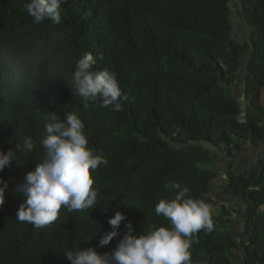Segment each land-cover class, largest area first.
<instances>
[{
    "label": "trees",
    "instance_id": "trees-1",
    "mask_svg": "<svg viewBox=\"0 0 264 264\" xmlns=\"http://www.w3.org/2000/svg\"><path fill=\"white\" fill-rule=\"evenodd\" d=\"M239 1L245 42L232 33L229 0H66L59 24L34 23L23 7L30 0H0V151L15 152L0 172L8 184L0 264H70L64 253L74 246L111 253L128 223L137 236L170 227L154 211L160 199L174 198L169 181L212 205L214 230L193 235L192 264H264V157L248 172H238L235 161L225 169L226 196L241 203L244 216L239 238L232 208L213 194L220 169L211 147L231 158L239 142L264 143V0ZM86 52L96 70L116 73L127 97L120 112L71 93ZM68 113L85 124L88 147L107 160L90 170L96 208L62 207L54 223L37 229L16 219L23 197L13 190L43 159L45 117ZM27 139L31 153L19 150ZM114 211L126 220L100 247Z\"/></svg>",
    "mask_w": 264,
    "mask_h": 264
},
{
    "label": "clouds",
    "instance_id": "clouds-1",
    "mask_svg": "<svg viewBox=\"0 0 264 264\" xmlns=\"http://www.w3.org/2000/svg\"><path fill=\"white\" fill-rule=\"evenodd\" d=\"M66 0H30L23 7L39 24L45 19L61 22V5ZM97 59L91 53H84L76 63L72 77V89L85 104L99 101L101 107L111 106L113 112L122 110V95L116 73L107 68L96 70ZM47 136L41 141L43 159L17 183L14 192L23 199L15 217L20 222L32 224L40 229L54 223L64 207L68 212L94 209L98 191L93 187L90 170L95 172L107 160L102 154H95L88 147L84 132L85 124L74 113L63 119L55 114L45 117ZM34 145L25 140L20 151L31 153ZM15 161V152L0 151V172ZM8 184L0 181V206L5 203ZM165 188L176 190L174 198L160 199L155 205V214L170 221V227L154 228L142 235H132V225H125L127 234L119 240L111 253L98 254L92 248L79 249L74 246L65 251L70 264H192L190 248L192 237L200 230L211 233L214 230L212 205L203 199H194L190 190L180 183L169 181ZM109 218L111 231L103 233L99 246L108 245L119 235L121 222L126 215L120 211Z\"/></svg>",
    "mask_w": 264,
    "mask_h": 264
},
{
    "label": "crops",
    "instance_id": "crops-1",
    "mask_svg": "<svg viewBox=\"0 0 264 264\" xmlns=\"http://www.w3.org/2000/svg\"><path fill=\"white\" fill-rule=\"evenodd\" d=\"M233 89L236 91V94L241 93L238 90L241 89V91H242V88H239V87L238 88L234 87ZM211 151L214 154L215 165L219 161V162H221V164L223 166L228 167L230 161H236V162H238V167L242 168L240 170L238 168V170L240 172L244 173V172H248L250 170H253L254 167L256 166L255 165L256 162H258V160L260 158L264 157V143L262 144V146L259 147V145H253L250 142H239V143H237V145L235 147L234 156L231 158L226 156V154L219 149L212 148ZM260 155H261V157H259ZM255 158H257V159H255ZM217 168H219V167H217ZM219 175H220V178L214 183V190H213L214 196H218L216 194V191H220L222 196L225 197V199H226L225 202L228 203V206L230 205L232 210L233 211L235 210L234 211V217L236 218L238 216L237 213L241 214V216H242V208H239L236 210V206L241 205V203H237L234 199H232L228 196H225L226 193H225L224 187H226V185H224V184H226V182H224V178H226L227 173L219 171ZM215 198L217 200V197H215ZM230 203H232V204H230Z\"/></svg>",
    "mask_w": 264,
    "mask_h": 264
},
{
    "label": "rangeland",
    "instance_id": "rangeland-1",
    "mask_svg": "<svg viewBox=\"0 0 264 264\" xmlns=\"http://www.w3.org/2000/svg\"><path fill=\"white\" fill-rule=\"evenodd\" d=\"M229 3H230L231 13H232V16H231L232 33L235 34V36H236V38L238 40H240L242 42H245L247 40V38H248L249 28L245 24V22L243 21L242 17H240V14L238 13L237 6H241L240 1L239 0H229ZM238 9H241V8H238ZM242 76L243 75L240 74L241 79L239 78V82H238L237 85H239V83L242 82ZM239 88H241V87L239 86ZM234 92L236 94V91L235 90H234ZM236 95L239 96V94H236ZM262 99H263V104H264V91H263ZM241 101H243V100H241ZM241 104L243 105V108H245L246 105L248 104V102L245 100ZM260 146H262V144H259V147ZM211 148H213V147H211ZM255 159H257V158H255ZM216 166L219 167V169H220L221 172L227 173V170H225V169H227V167L223 166L221 164V162L218 161L216 163ZM235 168H237V169L239 168L238 167V162H236V167ZM238 172H239V170H238ZM226 178H224V182H226ZM224 185H226V184H224ZM216 194L218 195V196H215V197H217L218 202H225L226 201L225 197L222 196V194L220 193V191H216ZM230 204H232V203H230ZM240 207H241V205H237L236 206V210L239 209ZM218 208H219V206H218ZM218 208H216V211H219ZM237 215L238 216L236 217V221L232 224L231 227L233 228V231L235 232L236 236L239 238L240 235H241V232H242V227H243L242 226V224H243L242 223V220L243 219L241 218L242 217L241 214H238L237 213ZM239 264H241V262H239Z\"/></svg>",
    "mask_w": 264,
    "mask_h": 264
},
{
    "label": "flooded vegetation",
    "instance_id": "flooded-vegetation-1",
    "mask_svg": "<svg viewBox=\"0 0 264 264\" xmlns=\"http://www.w3.org/2000/svg\"><path fill=\"white\" fill-rule=\"evenodd\" d=\"M259 157H261V155H260ZM255 165H257V162H256V164H255ZM240 169H242V168L240 167V168H239V170H240Z\"/></svg>",
    "mask_w": 264,
    "mask_h": 264
},
{
    "label": "water",
    "instance_id": "water-1",
    "mask_svg": "<svg viewBox=\"0 0 264 264\" xmlns=\"http://www.w3.org/2000/svg\"><path fill=\"white\" fill-rule=\"evenodd\" d=\"M242 217H244V216H242ZM242 264V263H241Z\"/></svg>",
    "mask_w": 264,
    "mask_h": 264
},
{
    "label": "bare ground",
    "instance_id": "bare-ground-1",
    "mask_svg": "<svg viewBox=\"0 0 264 264\" xmlns=\"http://www.w3.org/2000/svg\"><path fill=\"white\" fill-rule=\"evenodd\" d=\"M239 91V90H238Z\"/></svg>",
    "mask_w": 264,
    "mask_h": 264
}]
</instances>
